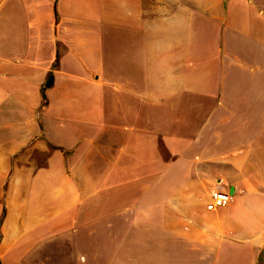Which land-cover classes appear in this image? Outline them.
<instances>
[{
	"label": "crops",
	"instance_id": "1",
	"mask_svg": "<svg viewBox=\"0 0 264 264\" xmlns=\"http://www.w3.org/2000/svg\"><path fill=\"white\" fill-rule=\"evenodd\" d=\"M56 263L264 264V0H0V264Z\"/></svg>",
	"mask_w": 264,
	"mask_h": 264
},
{
	"label": "built area",
	"instance_id": "2",
	"mask_svg": "<svg viewBox=\"0 0 264 264\" xmlns=\"http://www.w3.org/2000/svg\"><path fill=\"white\" fill-rule=\"evenodd\" d=\"M234 199V194L229 191L216 189L211 194V201L208 202L207 208L210 210L221 206L229 205Z\"/></svg>",
	"mask_w": 264,
	"mask_h": 264
},
{
	"label": "trees",
	"instance_id": "3",
	"mask_svg": "<svg viewBox=\"0 0 264 264\" xmlns=\"http://www.w3.org/2000/svg\"><path fill=\"white\" fill-rule=\"evenodd\" d=\"M51 80H52V75H50V82L48 81L47 85L46 86H49L51 85Z\"/></svg>",
	"mask_w": 264,
	"mask_h": 264
},
{
	"label": "rangeland",
	"instance_id": "4",
	"mask_svg": "<svg viewBox=\"0 0 264 264\" xmlns=\"http://www.w3.org/2000/svg\"><path fill=\"white\" fill-rule=\"evenodd\" d=\"M53 249V248H52ZM56 264H58V263H56Z\"/></svg>",
	"mask_w": 264,
	"mask_h": 264
}]
</instances>
